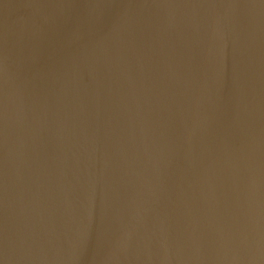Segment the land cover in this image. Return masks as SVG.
I'll return each mask as SVG.
<instances>
[{
	"label": "water",
	"instance_id": "1",
	"mask_svg": "<svg viewBox=\"0 0 264 264\" xmlns=\"http://www.w3.org/2000/svg\"><path fill=\"white\" fill-rule=\"evenodd\" d=\"M0 264H264V0H0Z\"/></svg>",
	"mask_w": 264,
	"mask_h": 264
}]
</instances>
